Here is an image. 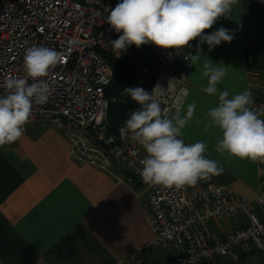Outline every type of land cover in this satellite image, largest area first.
I'll list each match as a JSON object with an SVG mask.
<instances>
[{
  "label": "built area",
  "instance_id": "1",
  "mask_svg": "<svg viewBox=\"0 0 264 264\" xmlns=\"http://www.w3.org/2000/svg\"><path fill=\"white\" fill-rule=\"evenodd\" d=\"M121 0H0V94L10 76L24 77L27 48L45 46L62 53L63 62L47 80L52 94L44 105H34L26 128L41 122L60 127L67 136L72 160L108 171L123 161L134 178L141 177L140 161L146 152L109 122L111 104L120 100L108 92L114 69L110 56L119 57L111 41L121 33L107 22L110 10ZM158 54L161 65L151 91L168 116L180 112L189 95L191 47L163 49L146 44ZM29 83L32 80L29 79ZM251 107L264 118V73L247 76ZM185 143H191L187 139ZM264 175V163L259 166ZM138 193L154 237L117 257L113 264H240L253 252L254 264H264V185L255 198L236 194L232 185L214 177L195 186L166 188L145 184ZM258 252V253H256ZM261 255H263L261 257Z\"/></svg>",
  "mask_w": 264,
  "mask_h": 264
},
{
  "label": "crops",
  "instance_id": "2",
  "mask_svg": "<svg viewBox=\"0 0 264 264\" xmlns=\"http://www.w3.org/2000/svg\"><path fill=\"white\" fill-rule=\"evenodd\" d=\"M220 27L230 30L232 41L211 51L206 43L191 47L195 54L199 44L201 60L193 62L189 72L190 92L182 110L169 117L186 116L195 103L182 137L207 144L205 155L223 168L213 176L217 181L232 185L236 194L255 198L264 185L261 162L215 151L222 134L206 125L218 95L201 91L207 84L202 64L211 59L226 68L218 87L228 90L229 98L248 90V73H264V11L238 0L229 18L220 17L206 34ZM175 53L172 50L170 57ZM70 150L60 127L41 122L30 124L15 143L0 147V264H113L153 239L140 201L144 197L138 198L144 185L139 178L128 182L133 173L127 164L116 162L104 171L75 163ZM247 255L240 264H254V259L245 261Z\"/></svg>",
  "mask_w": 264,
  "mask_h": 264
},
{
  "label": "clouds",
  "instance_id": "3",
  "mask_svg": "<svg viewBox=\"0 0 264 264\" xmlns=\"http://www.w3.org/2000/svg\"><path fill=\"white\" fill-rule=\"evenodd\" d=\"M237 3L238 0H121L107 16L111 28L121 33L111 41L112 48L121 53L131 45L152 43L178 52L191 47V42L199 38V44L206 43L211 51L221 42L230 43L233 35L224 27L211 34H205V30L212 28L220 17L229 18ZM199 44L191 55L194 63L201 60ZM63 59L62 53L42 45L25 50L26 76L7 78L5 91L0 94V147L18 141L24 135L34 105L48 102L52 90L47 80L40 78L47 77ZM202 68L207 84L201 91L209 96L218 95L217 106L207 113L206 125L219 128L222 134L215 151L264 163V118L251 107V92L245 89L229 98V91L218 87L227 74L226 68L214 65L211 59L205 60ZM153 92L142 87L124 89V94L139 107L119 129L121 138L129 137L146 152L140 161L142 181L181 188L222 174L223 168L217 161L205 155L208 146L204 141L185 143L181 138L182 130L195 112V103L189 106L186 116L169 117Z\"/></svg>",
  "mask_w": 264,
  "mask_h": 264
},
{
  "label": "trees",
  "instance_id": "4",
  "mask_svg": "<svg viewBox=\"0 0 264 264\" xmlns=\"http://www.w3.org/2000/svg\"><path fill=\"white\" fill-rule=\"evenodd\" d=\"M264 11V0H246ZM209 29L205 30V34ZM199 42V38L191 42V47ZM109 61L114 69L113 80L108 88L109 93L118 94L120 100L111 104L109 122L116 131L122 125L128 110L138 107L128 95L125 88L142 87L151 91L161 60L157 53L146 44L136 47L131 45L121 56H110Z\"/></svg>",
  "mask_w": 264,
  "mask_h": 264
},
{
  "label": "rangeland",
  "instance_id": "5",
  "mask_svg": "<svg viewBox=\"0 0 264 264\" xmlns=\"http://www.w3.org/2000/svg\"><path fill=\"white\" fill-rule=\"evenodd\" d=\"M256 253H258V252H256ZM252 254H253V252H248V255L244 257L246 262H249V261L253 260V258H252L253 255Z\"/></svg>",
  "mask_w": 264,
  "mask_h": 264
}]
</instances>
